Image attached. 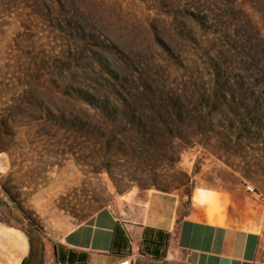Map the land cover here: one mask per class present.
Returning a JSON list of instances; mask_svg holds the SVG:
<instances>
[{
    "label": "rangeland",
    "instance_id": "374dc122",
    "mask_svg": "<svg viewBox=\"0 0 264 264\" xmlns=\"http://www.w3.org/2000/svg\"><path fill=\"white\" fill-rule=\"evenodd\" d=\"M134 187L264 222V0H0V262L53 264Z\"/></svg>",
    "mask_w": 264,
    "mask_h": 264
},
{
    "label": "crops",
    "instance_id": "0c3cea01",
    "mask_svg": "<svg viewBox=\"0 0 264 264\" xmlns=\"http://www.w3.org/2000/svg\"><path fill=\"white\" fill-rule=\"evenodd\" d=\"M242 208L221 190L134 187L66 231L53 264H257L262 237L239 227Z\"/></svg>",
    "mask_w": 264,
    "mask_h": 264
},
{
    "label": "bare ground",
    "instance_id": "6f19581e",
    "mask_svg": "<svg viewBox=\"0 0 264 264\" xmlns=\"http://www.w3.org/2000/svg\"><path fill=\"white\" fill-rule=\"evenodd\" d=\"M262 209V207L253 201L247 202L245 204V211L247 213H252L253 215H257V213ZM120 215L121 216H125V212L120 210ZM239 227L245 231L248 232H253V233H257L260 234L262 236V242H261V246H260V253L259 255L261 256L263 254L264 251V222L262 219H249L246 220L244 223L242 224H238ZM17 234V236L19 237V239H23V235L21 234L20 231H15ZM11 235H15V233L13 231H5L3 229L0 228V236L2 237H11ZM140 238H146L147 236H145L144 234H139ZM20 245L24 246L25 241L19 240ZM0 264H2L0 262ZM11 264H21V260L20 258H18L16 261L12 262Z\"/></svg>",
    "mask_w": 264,
    "mask_h": 264
},
{
    "label": "built area",
    "instance_id": "2783aa9c",
    "mask_svg": "<svg viewBox=\"0 0 264 264\" xmlns=\"http://www.w3.org/2000/svg\"><path fill=\"white\" fill-rule=\"evenodd\" d=\"M240 191L243 193V194H246V195H249V196H254L256 197L257 199H261L263 198V195L261 193H259V191L257 190V188L249 183V182H243L240 184V187H239ZM131 257H129V259L123 261L122 263L120 264H131Z\"/></svg>",
    "mask_w": 264,
    "mask_h": 264
},
{
    "label": "trees",
    "instance_id": "16d2710c",
    "mask_svg": "<svg viewBox=\"0 0 264 264\" xmlns=\"http://www.w3.org/2000/svg\"><path fill=\"white\" fill-rule=\"evenodd\" d=\"M161 191H165V190H161Z\"/></svg>",
    "mask_w": 264,
    "mask_h": 264
}]
</instances>
